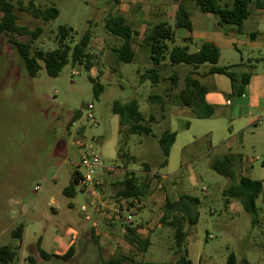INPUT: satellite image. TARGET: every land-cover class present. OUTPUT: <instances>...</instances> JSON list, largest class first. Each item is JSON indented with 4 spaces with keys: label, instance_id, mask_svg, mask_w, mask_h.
<instances>
[{
    "label": "rangeland",
    "instance_id": "obj_1",
    "mask_svg": "<svg viewBox=\"0 0 264 264\" xmlns=\"http://www.w3.org/2000/svg\"><path fill=\"white\" fill-rule=\"evenodd\" d=\"M30 1L40 9L54 6L59 11L58 17L49 22L34 19L25 10ZM9 2L14 7L19 27L41 30L36 38L14 36L19 42L29 43L33 51L54 49L60 26L72 29V46L88 29L95 38L88 49L92 71L68 64L52 78L41 64L37 75L30 78L15 48L8 43L7 37L0 35V247L13 248L17 254L16 263L27 264V257L36 255L39 239L40 248L52 253L65 230L77 229V224L82 223L79 207L90 201V187L84 191L75 187L72 199L65 197L62 190L74 173L70 163L78 162L74 140L83 138L104 167L113 169L112 172L97 169L94 174V178L106 187V195L113 192L112 184L122 180L125 171L139 175L141 164L146 162L150 171L167 178L161 182L160 194L166 193L172 200L180 195L200 200L197 224L184 225L187 257L192 264H226L230 254L235 257L236 264H243V260L248 264H264L263 194L256 200L258 222L252 225L251 216L237 202L225 204L222 191L230 180L210 167L219 156L241 155V160L236 159L233 166L235 181L247 176L264 183V125L258 133L248 127L245 134L239 136L242 143L226 149L225 141L233 137L229 127L218 128L217 121L212 119H193L189 121L191 127L185 129L184 121L172 119L170 130L178 137L165 167L157 170L161 153L156 140L136 135H128L124 150L134 156L137 163L125 165L118 158L121 135L119 118L112 113V104L134 100L144 116H161L160 113L166 111H159L160 103L150 97L159 95V87L165 94L168 84L153 87L149 81L140 83L135 64H118L112 60L110 49L119 43L105 36L104 23L97 12L100 4L96 0ZM174 44L184 45L180 39ZM194 51L193 47L189 49V52ZM151 67L143 64L139 71L143 73ZM190 70L187 66L176 68L175 72L181 76L179 85L183 82L182 76ZM169 72L166 68L162 75L167 76ZM90 77L103 86L98 97L93 94ZM171 103L166 99L167 108ZM75 113L79 117L70 124ZM89 114L95 124L90 122ZM208 131L212 133L207 134ZM163 200L162 197L158 200L153 215L147 214L148 219L141 224L145 231L139 235L150 241L146 252L127 245L121 232L111 222L101 219L96 222L98 234L93 230L95 240L89 235V243H77L69 260L42 262L36 256L37 264H99L100 259L119 255L131 259L133 264L175 262L178 257L173 252V231L161 226L159 221ZM19 227L22 228L21 239L12 237L11 232ZM84 254H88L89 259L81 258Z\"/></svg>",
    "mask_w": 264,
    "mask_h": 264
},
{
    "label": "trees",
    "instance_id": "obj_2",
    "mask_svg": "<svg viewBox=\"0 0 264 264\" xmlns=\"http://www.w3.org/2000/svg\"><path fill=\"white\" fill-rule=\"evenodd\" d=\"M117 1V0H115ZM200 11L207 14L216 15L219 17L222 24L235 25L238 29L241 28L242 22L248 17V5L250 0H233L230 8H222L216 0H194ZM264 6V2L262 3ZM13 5L9 0H0V35L7 37V41L11 44L20 60L23 62L25 71L30 78H34L43 65L46 74L49 77L55 78L61 70L68 64L72 66H82L86 71H89L91 66L90 55L88 49L92 40L90 29L86 30L75 45H71L72 29L67 26H60L56 33L57 45L50 51L32 50L29 43L17 41L14 36L29 35L32 38L38 37L41 33L40 29L30 31L25 27H19L16 24L17 17L13 12ZM28 14L34 19L43 22H49L56 19L59 11L54 6H49L40 9L34 5L32 1L25 8ZM176 27L186 29L191 28L189 15L181 7H178L176 14ZM104 29L107 33L120 38L121 46L114 50L117 63L130 64L133 59L131 45L134 40L135 33L125 23L124 19L117 17H109L104 20ZM173 28L167 23H157L154 25L146 36V43L149 49V60L152 68L146 70L139 75L140 83L149 81L152 86H155L160 75L155 68L162 63L167 62L171 66L188 65L196 69L203 64L210 65L209 74H222L227 76L232 84L233 94L240 95L243 93V86L239 89L235 87V74L232 72V67H217L219 59L218 49L209 43L201 44L196 52L190 53L186 47L168 48V43L173 41ZM171 88L176 85L177 76L171 77ZM89 81L93 84V94L98 97L103 91V86L92 78ZM245 83V80L243 81ZM206 89L194 80L190 75L184 79V89L175 97L170 99L174 106L187 108L196 118L205 119L213 114V108L204 101ZM151 100L157 101L160 104L165 102L163 97L151 96ZM112 113L119 118V133L121 135L120 147L118 150V158L127 165L128 163H137V159L127 153L124 148L128 135H136L155 139L161 153V160L157 168H163L167 165V160L170 148L174 143L176 133L164 132L159 137L152 134L151 125L157 122L154 114L144 116L140 111L136 101L120 103L115 101L111 107ZM79 117L75 113L70 121L72 124ZM80 133V132H79ZM232 157H224L223 159L214 160L210 166L219 175L230 180V184L222 191V197L225 204L230 201H235L239 204L244 212L251 216V224L255 225L257 219L256 200L262 193V184L260 181H254L249 178L240 176L238 181H235V176L232 170ZM142 172L137 175L133 171H125L122 180L112 184L113 192L108 195L115 198L122 197H146L150 193V184L152 176L150 174L149 165L146 162L141 164ZM73 177L71 176L69 184L62 190V194L68 198H74L76 191L74 188ZM106 189V187H105ZM200 200L197 197L190 195H182L177 200L166 198V201L161 209L160 225L171 228L174 238V255L177 256L175 262L160 263V264H192L187 257L186 240L187 232L184 225L194 226L199 219L198 207ZM90 239L93 237V230L90 229ZM124 242L133 246L136 250L144 253L147 251L150 241L149 238L139 236L135 228L131 225H126L121 230ZM12 237L21 239L22 228L19 227L11 232ZM74 248L70 247L62 256L49 254L40 248V239L36 243V255L27 257V264H37V257L42 262L52 259L67 261L71 258ZM16 251L9 246L0 247V264H17ZM35 257V258H34ZM133 264L131 259L119 255L108 259H100L99 264ZM138 264H156V263H138ZM226 264H236L235 257L230 254L226 260ZM243 264H248L243 260Z\"/></svg>",
    "mask_w": 264,
    "mask_h": 264
},
{
    "label": "crops",
    "instance_id": "obj_3",
    "mask_svg": "<svg viewBox=\"0 0 264 264\" xmlns=\"http://www.w3.org/2000/svg\"><path fill=\"white\" fill-rule=\"evenodd\" d=\"M96 1L100 4V8L97 10V12L98 18H100L101 22L104 23L106 18L119 16L124 19L125 23L135 33L134 40L131 45V50L133 52V59L131 63L137 66L136 73L138 76L142 73L139 71L142 69L140 68L141 65L142 67L143 64L144 67L149 64L151 65L149 60V49L146 43L148 31L157 23L162 22L167 23L171 27V24H173L172 28L174 38L172 42L168 43L169 49L176 46L174 43L177 39H180V41L183 42L184 45L182 47H186L188 51L191 47H193L195 50L194 52L199 49L201 44H212L219 51V59L216 66L232 67L231 70L235 74V87L239 89L241 86H243V93L240 95H234L230 79L222 74H209L208 70L211 66L208 64L200 65L196 69L188 65L171 66L167 62L155 66L160 75V80L153 87H158L165 84H168V86L166 88L165 94H163V90L159 87V95L152 96H160L164 98L165 102L166 99H169L170 102V99L175 97L181 90L184 89V79L187 75H190L206 89L204 101L207 105L213 108V114L211 117L198 119L187 108L177 107L172 103L171 107L169 106L168 108L166 107L165 102L163 104H159L158 110L160 111L161 109H164L166 112L160 113L161 116L154 114L158 119L157 122L151 125L152 134L155 137H159L164 132H174L170 130L172 119L184 121L183 128L185 129L191 127V123L189 121H192L193 119H212L217 121L216 123L218 124V128H221L222 126L229 127L233 137L232 139L225 141L226 149L238 147L239 142H241L239 141V136H243L248 127H252L253 130L256 129V133L260 132V128L264 125V118L261 117V111L264 108V6H262L264 0H250L248 5L249 15L242 22L240 29H238V27L235 25L222 24L219 17L216 15L203 13L195 4L194 0ZM216 1L222 8H230L233 4V0ZM178 7H181L185 12L188 13L189 21L191 23L190 29L175 26ZM103 30L105 36L110 37L113 40H117L119 43L116 48L110 49L112 60L116 62L114 50L121 46L122 40L107 33L104 29V24ZM179 31L182 32L180 35L177 34ZM92 37L93 38L91 40L90 46L95 38V35L93 34ZM223 60L224 62H222ZM219 63L222 64L219 65ZM180 66H187L191 68L189 72H186L182 76L183 82L181 85H179L181 76L175 72L176 68ZM166 68L170 72L167 74V76H163L162 72ZM92 69L93 68H90L89 71H92ZM148 69L146 68V70ZM146 70H144V72ZM172 76H177L178 78L176 85L173 88H171L172 82L170 80ZM244 80L245 83H243ZM211 133L212 131H208L207 134ZM177 137L178 134L176 133V137L170 148L168 158L171 156V152L175 146ZM230 156L232 157L231 165L236 179L233 166L236 159L241 160V155L229 153L227 155L219 156L216 159H223L224 157ZM158 169L159 168H157V170ZM73 174L74 173H71L72 177ZM150 174L152 176V181L150 184L149 195L153 192V187L156 182L155 179L160 182L167 179L164 175L159 173H153L150 171ZM243 177L249 178L247 176ZM261 184L263 194L262 197L264 198V183L261 182ZM162 194V196L155 199L153 206L143 208L147 212H144V210L141 209L139 213L133 216L131 226L134 228H142L141 224L144 225V222L148 219V217L151 214L153 215L155 204L158 203V200H160L161 197L164 199L162 204L163 207L166 198L171 199L166 193ZM157 195L158 194H156V196ZM178 198H174V200H177ZM147 214L149 216H147ZM90 215L91 221L87 222L81 214L83 219L82 223L77 224V229H66L63 236L58 238V245L55 247L53 252L49 254L62 256L70 247L74 248L79 242L83 241L85 244L89 243L88 230H94L95 235H97L98 229L96 222L100 221L101 219L111 222L110 224H112L120 232L124 227L121 219L114 218L113 220H107L106 218L96 216L92 211ZM144 231L145 228L141 230L140 233L142 234ZM82 256L89 259L88 254L81 255V258H83ZM79 257L77 258L80 259Z\"/></svg>",
    "mask_w": 264,
    "mask_h": 264
},
{
    "label": "built area",
    "instance_id": "obj_4",
    "mask_svg": "<svg viewBox=\"0 0 264 264\" xmlns=\"http://www.w3.org/2000/svg\"><path fill=\"white\" fill-rule=\"evenodd\" d=\"M75 74V73H73ZM91 110L92 107L88 106ZM261 117L264 118V108L261 111ZM90 122L95 124L94 118L91 114L88 115ZM96 141V140H95ZM74 146L78 150V162L70 163L74 169L73 182L74 188L78 187L80 191H84L87 187H90V201L80 206L79 211L83 215L85 221H91V210L96 216L106 218L107 220H113L114 218L121 219L124 226L132 224V218L134 215L140 212L143 208L153 206L157 197L162 196V184L155 179V185L153 192L146 197H122L115 198L110 195H106V189L98 179L94 178L95 171L97 169L106 170V172H112V168L104 167L99 156L92 150V146L88 144L83 138H77L74 140ZM35 190H38L36 186ZM156 194H158L156 196ZM140 227H135L136 233L141 234ZM140 236V235H139Z\"/></svg>",
    "mask_w": 264,
    "mask_h": 264
}]
</instances>
